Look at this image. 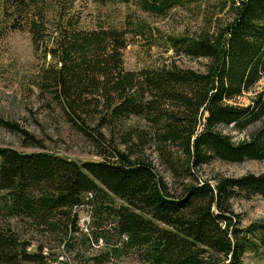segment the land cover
<instances>
[{
	"label": "trees",
	"instance_id": "trees-1",
	"mask_svg": "<svg viewBox=\"0 0 264 264\" xmlns=\"http://www.w3.org/2000/svg\"><path fill=\"white\" fill-rule=\"evenodd\" d=\"M96 1L159 16L204 1V24L163 37L176 58L204 64L185 67L173 59L126 69L128 36L160 42L134 11L119 23L97 18L87 27L75 0H2L3 26L27 31L34 49L50 56L39 71L41 88L102 158L78 161L0 147V264H72L43 244L28 249L31 241L11 220L74 249V208L89 203L94 240L102 237L109 247L79 255L80 264H101L109 256L146 264H245L247 251L264 256V222L242 226L232 205L264 197V171L219 175L213 183L197 173L215 160H264V86L253 90L264 78V0ZM249 92L247 103L238 101ZM0 122L20 130L24 145L42 146L14 123ZM256 122L237 141L221 129L240 133ZM147 148L177 183L175 190ZM83 234L80 240L88 242Z\"/></svg>",
	"mask_w": 264,
	"mask_h": 264
},
{
	"label": "rangeland",
	"instance_id": "rangeland-1",
	"mask_svg": "<svg viewBox=\"0 0 264 264\" xmlns=\"http://www.w3.org/2000/svg\"><path fill=\"white\" fill-rule=\"evenodd\" d=\"M127 7L122 3L114 5H101L96 0H75V10L80 13L83 24L92 27L97 18L104 21L119 23L127 11H134L155 29L159 43L150 44L148 39L129 37V42L123 51L124 66L129 70H138L142 67L157 66L163 62L175 59L177 63L185 67L202 68L204 59L176 58L172 50H168L163 42L166 34L190 33L204 24V1L196 2L184 7H175L166 16H159L140 11L134 6ZM2 15V0H0V118L14 123L16 127L26 130L41 143V147L24 145L22 132L4 126L0 122V147H11L21 152L43 151L69 159L100 160L96 146L85 138L81 132L76 130L67 120L61 116L60 106L52 97L51 92L42 89L40 86V69L50 61V56L44 59L42 52L34 49L29 33L27 31L11 30L4 23ZM264 86V78L261 79L253 90H259ZM248 94L239 98V102L247 103ZM258 126L253 123L238 133L232 126L221 129L232 135L234 140L246 137ZM104 145L107 146L106 143ZM122 147V146H121ZM149 160L155 169L160 172L169 182L172 190L176 189L177 183L171 179L170 173L158 161L151 148L146 149ZM264 171V160H245L240 163L224 162L215 160L210 164L198 169L197 173L201 180L214 182V177L240 176L245 173H260ZM233 210L238 215L240 224L246 226L255 221L264 222V197L253 196L250 199H234L232 201ZM93 207V206H92ZM78 217V230L71 233V242L74 249L66 247L52 237L34 232L35 230L20 226L17 221L11 220L15 228L31 241L28 249H34L37 245L43 244L45 250L52 249L58 261L66 263L80 264L79 255L85 258L96 255L106 250L109 245L105 244L102 237L94 240L90 227L91 205L74 208ZM1 224V218H0ZM96 225L93 224V227ZM110 224H103L104 228H109ZM32 230V231H31ZM29 231V232H25ZM90 236L89 241L80 240ZM86 239V238H85ZM102 239V241L100 240ZM110 243L115 237H110ZM89 243V246L88 244ZM108 243V242H107ZM245 264H264V256L259 251H247L244 254ZM101 264H146L137 261L131 256H121L119 258L109 256L102 260Z\"/></svg>",
	"mask_w": 264,
	"mask_h": 264
}]
</instances>
